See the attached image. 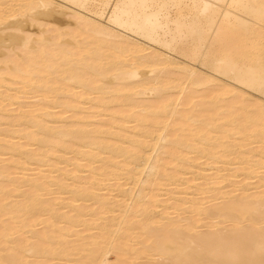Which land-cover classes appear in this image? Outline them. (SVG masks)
Masks as SVG:
<instances>
[{
	"label": "bare ground",
	"instance_id": "1",
	"mask_svg": "<svg viewBox=\"0 0 264 264\" xmlns=\"http://www.w3.org/2000/svg\"><path fill=\"white\" fill-rule=\"evenodd\" d=\"M13 2L16 3L12 7L14 12L10 13L15 16L11 14V19L20 16L31 23L42 21L56 27L65 19L61 21L54 12L72 10L73 15L79 16L74 20L77 30L69 29L80 33L69 37L74 41L73 44L69 40L73 44L69 49L63 46L69 42H62L67 34L63 40L58 36V42L55 37L50 44L43 42V46L51 45V51H43L40 44V48L33 46L38 52L33 50L22 64L9 59L15 64L11 66L12 73L8 77L0 74V264H48L56 253L70 258V252L78 249L66 239L74 235L89 240H83V247L88 249H80L89 253L86 258L87 254L82 255L83 260L80 258L82 264H108L106 257L111 251L119 256V264H136L143 257L144 264H264V211H261L264 207V107L260 103L254 104L255 107L242 103L245 113L236 116L233 111L241 94H235L230 88L237 84L264 96V0ZM55 6L62 9L55 10ZM49 7L55 8L52 14ZM59 12L56 14L60 17ZM4 16L7 14H0V26L10 21ZM96 19L106 20L109 27ZM19 23L12 22L5 31L15 30L20 34L24 30ZM48 31H52L51 26ZM81 34L86 36L84 40ZM30 37L20 42L27 49L19 51L23 55L33 45L29 44ZM8 41L14 45L19 43L18 39ZM245 41L251 45L246 46ZM154 47L161 51L154 53ZM196 64L211 74L198 77L190 66ZM217 76L231 84L212 85L211 79ZM196 78L204 79L195 81ZM122 80L125 83L119 84ZM170 82H192V86L205 83L212 86L213 101L234 92L236 102L213 117L204 116L200 120L195 117L196 122L186 113L190 97L185 101L179 99L180 102L164 98L163 90ZM174 88L192 96L186 87ZM209 89H206L208 93ZM146 94L156 96L158 105L134 101L135 97ZM25 100L33 104L22 105ZM13 106L18 108H13L16 114L10 110ZM86 106L88 112H85ZM178 107L182 111L177 112ZM116 108L121 113L112 112ZM109 110L112 114L105 116L110 119L96 124L94 120L104 118L102 113ZM124 110L128 114H123ZM222 120L227 122L216 127ZM236 130L238 133L234 136L239 137L232 140L231 132ZM256 142L260 145L250 148L245 156L232 153ZM149 151L160 155L151 162ZM227 156L237 160L232 166L235 168L228 167L232 170L229 175L224 174L225 170L208 173L202 168L203 161L199 163L205 157L208 165L220 166ZM166 159L170 162H163ZM98 163L99 168L95 166ZM83 173H86L84 177L79 178ZM143 174L153 178L140 179ZM187 175L190 177L184 178ZM239 175L244 179L237 183L238 187L227 190L230 186L225 184H231ZM254 175L261 178L253 181L256 191L248 193V184ZM163 181L175 191H167L169 197L160 200L156 192L166 187V183L161 184ZM139 184L152 190L139 203L131 205L126 196H132L135 187L140 189ZM185 190L194 191L189 192L190 199L183 198L184 192L180 191ZM176 191L179 197L173 198ZM219 200L221 204L214 203ZM90 201L94 203L92 211L85 207ZM158 207H162L159 219L151 217V210ZM186 212L190 216L181 218ZM172 214L177 217H171ZM90 220L106 222L96 230L97 237L90 234L91 237L83 238L75 229L74 234L68 228L72 231L70 234L66 227L57 228L59 225L54 224L80 223V228H86L92 226ZM228 223H231L228 229L222 227ZM36 227H42L41 231ZM17 229L31 234L33 243L25 241L27 236L22 240L25 235L18 238ZM52 233H60L57 234L60 237L54 235L59 239L60 248H52L55 246ZM13 237L16 240L8 249L3 243L12 241ZM83 251L78 252L84 254ZM26 254L39 262L25 261ZM75 255L74 252L72 257ZM66 261L74 263L73 258Z\"/></svg>",
	"mask_w": 264,
	"mask_h": 264
},
{
	"label": "rangeland",
	"instance_id": "2",
	"mask_svg": "<svg viewBox=\"0 0 264 264\" xmlns=\"http://www.w3.org/2000/svg\"><path fill=\"white\" fill-rule=\"evenodd\" d=\"M13 1H15V0H13ZM13 1H11V0H2V1H0V14H7V16H4L5 18H7L8 20H10V21H7V22H5L6 24H4V25H1L0 26V43H2V44H4V45H2L1 44V46H0V49L2 50H0V74L3 76V77H8V75H10V73H12V69L11 68H13V67H11L14 63H16V64H22L23 62H21V61H23L24 59H26L27 57H29L28 56V54H32V51L34 50V52L36 53V52H38V51H36L37 49V47H39L40 45V47H42L43 46V42H45V44L47 45V43L48 44H50L51 42H54V40L56 39V41L55 42H58L59 41V39H61V40H63V38H65V35H66V40L64 39L62 42H64V43H68L66 46L63 44V46L65 47V48H70L71 47V45H73L74 44V41L73 40H71L72 38H69V37H72V36H76L77 37V35L80 33L79 31H74V30H72V29H75V30H77L76 29V27H74V25L76 24V17H79V16H76L75 14L73 15V11L72 10H67V9H64V11L63 10H58V11H56V12H54L55 13V16L56 17H58L61 21L62 20H64L63 22H61V24H60V26L59 25H57L58 27H56L55 26V24L53 25V24H51V23H46V22H43L44 24H45V26H43L44 24L42 23V21H37V22H33V23H31V21H29L28 22V20L29 19H25V18H21L20 16L19 17H16V18H10L12 15L11 14H13V16H15V13H10V12H14V8H12L16 3L15 2H13ZM10 2V3H9ZM5 3V4H4ZM12 3H14V4H12ZM3 5V6H2ZM7 6V7H6ZM5 8V9H4ZM56 8V9H55ZM55 8H53V7H49V11L51 12V14H52V9H55V10H57V8H59V7H57V6H55ZM8 9H11V10H9V12L7 11ZM18 8H16L15 10H17ZM59 9H62V8H59ZM67 12H66V11ZM54 11V10H53ZM59 11H61V12H59ZM6 12V13H5ZM59 12V14H62V15H60V17H62V18H60L59 16H57V14L56 13H58ZM58 14V15H59ZM82 14H84V15H86L87 13H85V12H82ZM63 15H67V17L66 16H63ZM69 15L71 16L70 18H68L69 17ZM88 15V14H87ZM72 16H75L74 18L72 17ZM67 19H66V18ZM20 18V19H19ZM72 18V19H71ZM80 18H78L77 19V21L79 20ZM18 20V23L23 27V30L24 31H22V32H20V34H19V32H14L15 30H6L5 31V28L9 25H12V22L13 23H15L16 21ZM20 20V21H19ZM75 20V21H74ZM97 21H99V22H101V24H103L105 27H109L108 25L109 24H107V21L106 20H104V19H96ZM23 21V22H22ZM25 21V22H24ZM79 22V21H78ZM77 22V23H78ZM8 23V24H7ZM29 23V24H28ZM31 23V24H30ZM66 23V24H65ZM47 24H49L50 26H51V30L52 31H48V30H50V26H48ZM63 24H65L64 26H63ZM68 24V25H67ZM70 24H73V25H70ZM70 25V26H69ZM77 25V24H76ZM34 26H40L39 28L38 27H35V28H37L36 30H35V28H34ZM46 26H47V28H46ZM53 26H55V29H57V31H59L58 33H56L55 32V29H54V27ZM25 27V28H24ZM31 27V28H30ZM42 27V28H41ZM45 27V29H47L46 30V32H45V30L43 29ZM64 27H66V28H64ZM260 27V26H259ZM258 27V28H259ZM262 27V26H261ZM260 27V28H261ZM63 28V29H62ZM69 28H72V29H69ZM258 28H256V29H258ZM258 29V30H262V29ZM1 29H3V32H1L2 30ZM39 29V30H38ZM65 30V31H64ZM264 30V29H263ZM8 31H10L9 33H8ZM48 31V32H47ZM62 31V32H61ZM71 32L70 34L69 33H65V32ZM26 32V33H25ZM75 32V33H74ZM77 32H79V33H77ZM7 33V34H6ZM21 33H23V34H21ZM28 33H30V34H28ZM37 33H38V35H37ZM41 33H42V36H45V37H43L42 38V36H40L39 37V34L41 35ZM52 33V34H51ZM59 33H62V34H64V37L63 36H61L60 37V35L61 34H59ZM12 34V35H11ZM14 34V35H13ZM47 34V35H46ZM56 34H59V35H56ZM5 35V36H4ZM10 35V36H9ZM24 35V36H23ZM55 35V36H54ZM83 34H81V36H82ZM1 36H3V37H1ZM23 36V37H22ZM31 36V37H30ZM34 36V37H33ZM38 36V38H40V39H38V38H36ZM50 36V37H49ZM58 36H59V39H58ZM80 36V35H79ZM9 37V38H8ZM24 37H26V38H28V37H30L29 38V41H30V43L29 44H31L32 45V43H33V45L32 46H30L29 44V46H30V48L29 47H27L29 50H30V52L29 51H25V54L26 55H23V53L21 52H19L20 50L21 51H23L24 52V50H27V49H25V48H23V46H22V44L20 43L22 40H24ZM34 38V39H32V41L33 42H31V38ZM54 37H55V39H54ZM83 37V38H82ZM82 37H80V38H82L83 40H84V37L86 38V36H82ZM47 38H49V39H47ZM11 40V39H18V44L16 43V45H14V43L12 42V41H8V40ZM42 39V40H41ZM52 41H51V40ZM82 39H79V40H82ZM38 40V41H37ZM40 40H41V42L42 43H40ZM61 40H60V42L59 43H61ZM71 42H73V44H70V41ZM3 41H5V42H3ZM38 42L37 43V45H36V42ZM67 41V42H66ZM250 42V41H249ZM248 42V43H249ZM9 43H12V44H9ZM243 43V42H242ZM246 41H245V45L246 46H248V45H251V44H248ZM40 44V45H39ZM53 44V43H52ZM244 44V43H243ZM9 45V46H8ZM11 45V46H10ZM46 45H44L41 49L43 50H45V51H51L52 50V48H51V45L50 46H46ZM70 45V46H69ZM6 46V47H5ZM15 46H17V47H15ZM36 47V48H34V47ZM56 46V45H55ZM55 46H53L52 45V47L53 48H55ZM69 46V47H68ZM2 47V48H1ZM20 47V48H19ZM21 47L23 48V50L21 49ZM39 47V48H40ZM46 47V48H45ZM147 47V46H146ZM10 48H11V50L12 51H10ZM15 48H18V49H16V50H14ZM43 50V51H44ZM41 51V50H40ZM152 51H154V53H156V51H161L159 48H155L154 47V49H152ZM19 52V53H18ZM18 53V54H17ZM17 55H18V57H17ZM20 55H22V57L20 56ZM25 56V57H24ZM2 58H7V60L6 59H2ZM22 60H21V59ZM257 57H254V59H256ZM13 60V62H10V60ZM28 59V58H27ZM26 59V60H27ZM254 59H252L253 61H254ZM3 60H5V61H3ZM17 60L19 61L20 60V62H17ZM179 61H181V59H178ZM251 60V61H252ZM12 63V64H11ZM6 64V65H5ZM188 64V63H187ZM8 66V67H7ZM14 67H15V64L13 65ZM190 66H192L193 67V69H194V71L197 73V75H198V77L200 76L201 77V75L202 76H204V78L205 77H207L206 75L207 74H211V72L210 71H208V73L205 71V69L201 66V65H190ZM8 69H7V68ZM2 68V69H1ZM4 68V69H3ZM6 68V69H5ZM2 70H3V72H2ZM169 70H172V69H169ZM142 72L144 71V72H147V70H141ZM7 72H9V73H7ZM4 74V75H3ZM170 76H177V75H170ZM204 78H196L195 79V81L196 80H199V79H204ZM217 79H211V81H212V85H214V83H217L218 85H221V86H228V85H230L231 84V81H229V80H227L226 78H224V77H216ZM215 81H217V82H215ZM194 82V81H193ZM228 82H230L229 84H228ZM122 83H125L123 80H122V82L120 81L119 82V84H122ZM172 83V84H171ZM192 84V82H183V83H180V82H170L169 83V85L163 90V93L162 94H164L163 96H164V98L165 99H167V101L168 100H174V99H177L179 102H180V100L181 101H185L186 99L188 100L189 99V97H190V99L188 100V105H187V107H186V109L188 110V111H186V113L188 112V114H189V116H190V118H192L193 120H195L196 122H198L197 120H200L201 118H203L204 116L207 118V117H209V116H214V114H219L220 113V110L221 111H224V107L225 108H229L230 107V105L231 104H233V103H235L236 101L234 100V95L237 93V94H241L240 96H241V100L239 101V102H236V103H238V104H236V108L234 109V111L233 110H231V112L233 111V112H235L237 115L236 116H238V117H240L241 115H243L245 112L242 110V107H244L246 104L247 105H251V106H254L255 107V105H259V103H260V105L262 106V107H264V96L261 94V93H258V92H255V91H253V90H249V89H247V90H245L243 87H240V86H238L237 84H235L234 86L233 85H230V88L232 89V91H234L235 92V94H234V92H232V93H230V94H228V95H226V96H224L225 98H221L222 100H217V101H213L212 100V93H210V92H212L211 91V87L212 86H210V85H208V84H205V83H203L202 85H198V86H192L191 85ZM205 84V85H204ZM228 84V85H227ZM233 84V83H232ZM175 85V86H174ZM176 86H178V88L179 87H186V89H187V92L189 91V92H192V93H190L192 96H190L189 95V93H181V90H179V89H175L174 87H176ZM232 86V87H231ZM191 88V89H190ZM210 88V89H209ZM183 89V88H182ZM189 89V90H188ZM202 89V90H201ZM206 89L208 90L209 89V93H208V91H206ZM174 90V91H173ZM170 91V92H169ZM249 91V92H248ZM179 93H181L180 95H179ZM193 93H194V96H193ZM182 94H184V95H182ZM195 94H197V95H195ZM204 95H206V96H204ZM129 96H131V95H129ZM133 96V95H132ZM131 96V97H132ZM148 96V97H147ZM171 96V97H170ZM182 96V97H181ZM202 96V97H201ZM229 96V97H228ZM135 97V96H134ZM141 97H143V98H141ZM173 97V98H172ZM187 97V98H186ZM140 98V99H139ZM180 99V100H179ZM138 101V102H144V104L145 103H148V104H146L147 106L148 105H154V106H156V105H158V102H159V100L156 98V96H151V94H146L145 96L144 95H142V96H138V97H135V99H134V101ZM176 100V101H177ZM29 102H31V100H28ZM37 100H35L34 101V103H37L36 102ZM147 101V102H146ZM166 101V100H165ZM177 101V102H178ZM228 101H229V103H228ZM231 101V102H230ZM235 101V102H234ZM255 101V102H254ZM23 102H27L26 100L25 101H22L21 103H22V105H24V104H27V105H24V106H30L31 104H33V103H29V102H27V103H23ZM189 102H190V105H189ZM218 102V103H217ZM222 102V103H221ZM225 102H227V104L225 103ZM29 103V104H28ZM242 103H244V104H242ZM223 104V105H222ZM225 104V105H224ZM241 104V105H240ZM255 104V105H254ZM192 105V106H191ZM194 105H196V106H194ZM199 105V106H198ZM221 105V106H220ZM240 105V106H239ZM244 105V106H243ZM174 106H176V105H174ZM202 106V107H201ZM207 106H209V107H207ZM15 106H13L12 107V109L14 108ZM19 107V106H18ZM110 107L111 108H113V105H110ZM188 107H190V109H188ZM220 107V108H219ZM241 107V108H240ZM16 108L17 107H15V110H16ZM87 106H86V108L84 107V109H85V112H88L87 111ZM180 107H178V109H177V112H179L180 110L182 111V108H180ZM207 108V109H206ZM9 109V108H8ZM10 109L11 111H13V112H15V110L13 109ZM18 109V108H17ZM208 109H211V110H208ZM191 110V112H189ZM206 110V111H205ZM117 111H119V113H121V109H112V112H117ZM17 112V111H16ZM16 112H15V114H16ZM112 112H111V110H109V112L107 111V112H105V113H102L103 114V116H104V118L103 117H101V118H97L96 120H94L95 122H96V124L97 123H99V121H108L107 119H110L109 118V116H105V115H110V114H112ZM122 112H124L123 114H128L127 112H125V110L124 111H122ZM230 112V111H229ZM230 112V113H231ZM108 113V114H107ZM110 113V114H109ZM203 113V114H202ZM13 114V113H12ZM196 114V115H195ZM122 115V114H121ZM198 115V116H197ZM68 117H70L71 116V114H68L67 115ZM106 117V118H105ZM195 117H198L197 118V120L195 119ZM105 119V120H104ZM241 119V118H240ZM93 120V119H92ZM93 122V121H92ZM95 122H93L94 124H95ZM111 121H109L108 123L109 124H112V122L110 123ZM200 122V121H199ZM225 122H227V120H222V121H220V122H218L217 123V125H216V127H219V126H222L223 124H225ZM109 126V125H108ZM111 126V125H110ZM109 126V127H110ZM131 126V125H130ZM127 127H129V126H127ZM231 127V126H230ZM107 128V126H105V129ZM103 130H105L104 128H102ZM108 129H110V128H108ZM107 129V130H108ZM127 130V129H126ZM129 131H131V130H129ZM232 133V137L230 136V138H232V140H236L239 136L237 135L236 137L234 136L235 134H237L238 133V131L236 130V132L235 131H232L231 132ZM214 136H215V134H214ZM234 136V137H233ZM263 143H264V140H263ZM260 145L259 143H255L254 145H248V146H246V147H244L243 149H241V150H239L240 151V153H239V151L238 150H236V152H232V153H238V154H236V156L237 155H243V156H245V152H247L250 148H256V147H258V146ZM163 145H161L160 146V148L162 147ZM158 150H160V152H161V149H157V151ZM184 151V150H183ZM234 151V150H233ZM254 152H256L257 153V151H254ZM149 154H150V160H151V162L153 161V160H155L160 154L159 153H152V151H149ZM155 157H154V156ZM193 155V157H195V155H197V154H192ZM228 155H229V153H228ZM190 157H192V156H190ZM229 159H228V158ZM226 158L227 159H224V161H226V163L224 162V161H222V162H220L219 164H220V166L219 165H215V166H211V165H208L207 163H209V161H208V159L206 158L205 159V157L199 162L200 164H202V168L203 169H206V170H208V173H214V172H217V171H219V170H225L224 171V174H232V170L230 171L229 169H228V167L229 168H231V169H233V168H235V166L232 168V166L234 165V163L236 164V162H237V160H236V162H235V160H234V157L232 156H227ZM7 158V157H6ZM67 159L68 158H70V157H66ZM65 158V159H66ZM152 158H154V159H152ZM230 158L232 159V161H229L230 160ZM4 159V158H3ZM203 161V162H202ZM119 162H121V161H119ZM163 162H170V160H168V159H166V160H164ZM202 162V163H201ZM229 162H231V165H227V164H229ZM163 164V163H162ZM206 164V165H205ZM221 164H226L225 166L224 165H221ZM173 165H174V163H173ZM95 166H97L98 168L99 167H101V165L98 163V164H96ZM63 167H65L64 165H63ZM62 166H61V168H63ZM85 170H89V169H87V168H85ZM217 170V171H216ZM210 171V172H209ZM86 173H83L79 178H83L84 177V175H85ZM148 174H143L142 175V177H144V178H140V179H152L151 177H148L147 176ZM260 175V174H259ZM259 175H254V176H252V178L254 179L255 178V180H251V181H249L250 182V184H248V193H252V192H254V191H256L255 190V186H256V184H253V181H258L261 177L260 176H262V174L259 176ZM256 176V177H255ZM259 178H258V177ZM187 177H190L189 175H187L186 177H184V178H187ZM240 177V178H239ZM239 177H236V179H234L233 181L234 182H232L231 184L230 183H226L225 184V186H227L228 187V185L230 186L229 187V189L227 188V190H230V188H232V187H238V185H237V183L238 182H240V181H242V179H244L243 178V176L242 175H239ZM258 179V180H257ZM235 180H237V181H235ZM164 183V184H163ZM165 183H166V187H168V188H166V187H164V186H162L161 188H160V190L158 191V192H156L157 194H159L160 195V200H163V199H167L168 197H169V194H170V192L171 191H175L174 189V187L173 186H170L169 187V184L166 182V181H163L161 184H163V185H165ZM236 184V185H232V184ZM141 186H143L142 188L144 189L143 190V192H142V189H141ZM232 186V187H231ZM146 187L147 186H145V185H140L139 184V188L140 189H138V186L137 187H135L134 188V190H133V194H134V196H133V194H131L132 196H129V195H127L126 196V200H128V202H129V204H136V203H139L141 200H142V197H144L147 193H150V191L152 190H146ZM174 188V189H173ZM150 189V188H149ZM154 189V188H153ZM173 189V190H172ZM141 190V192H139ZM136 191V192H135ZM167 191H170V192H167ZM187 191V192H186ZM181 193L182 192H184V193H182V196H183V198H185L186 196V199H190L191 198V193H193L194 191L193 190H191V191H188V190H185V191H180ZM189 192H191V193H189ZM163 195H162V194ZM176 194H177V191H176V193L174 194V195H172V197L174 198V197H179V195L177 194V196H176ZM184 194H186L185 196H184ZM166 195V196H165ZM181 196V197H182ZM65 198H66V196H64ZM63 197V198H64ZM69 197V196H68ZM130 197H134L132 200H131V198ZM132 202V203H131ZM134 202V203H133ZM219 202H220V204H221V201L219 200V201H217V202H214V203H218V205H219ZM90 203V204H89ZM86 202V204H85V207H89V211L91 210H94V203L93 202ZM216 204H214V206L216 205ZM84 205V204H83ZM88 209V208H87ZM162 209V207L160 208V207H158L157 209H154V210H151V212H150V214L149 215H151V217H153V218H155L156 217V219L158 218L159 219V210H161ZM261 210V209H260ZM120 211V210H119ZM119 211H116L117 212V214H119ZM261 211H264V207L262 208V210ZM59 213V212H58ZM176 215V214H175ZM174 215L172 214L171 215V217H173ZM185 216V217H184ZM190 216V214H189V212H186L185 214H183L182 216H181V218H188V217ZM177 216H174V218H176ZM175 220V219H174ZM177 220V219H176ZM90 221H92V220H90ZM5 222H9L8 220H5ZM93 222V221H92ZM92 222H90V223H92ZM99 222H101V223H99ZM98 223L97 222H93L91 225L92 226H87L86 228H83L84 226H82L81 228H80V226L79 225H82V224H75V223H73L72 225H66L65 224V222L64 223H54L55 225L56 224H58L59 226H56L57 228H62V227H60L61 225L63 226V227H66L67 228V230L66 231H68L69 229L68 228H71L70 230H73V232H74V234L78 231V232H81V235L80 236H83V238L85 237V238H87L86 236H89V237H91V235L92 236H94V237H97V236H99V234L98 233H96V232H99V231H96V230H99V228H102V226H104L105 225V223L106 222H104V223H102V221H99ZM94 223H96V224H94ZM117 223V222H116ZM116 223H114L113 224V226L116 224ZM52 225V226H55V225ZM94 224V225H93ZM103 224V225H102ZM203 224V223H202ZM13 225V224H12ZM65 225V226H64ZM204 225V224H203ZM15 227H17L16 225H14ZM72 226V227H71ZM78 226V227H77ZM99 226V227H98ZM199 226H202L201 224H199ZM231 226V223H228V224H225V225H223L222 227H226L227 229L229 228ZM94 227V228H93ZM263 227H264V225H263ZM40 228V229H39ZM41 228L42 227H36L35 229L36 230H40L41 231ZM52 228H55V227H52ZM78 228V229H77ZM92 228V229H91ZM74 229L76 230V232L74 231ZM81 229V230H80ZM115 229V227H112L111 228V230H114ZM201 229H203L204 230V228L202 227ZM53 230H56V232H60L61 231V229L58 231L57 229H53ZM95 230V231H94ZM23 231V230H22ZM20 229H17L16 230V232L17 233H19L18 235H17V237L18 238H20L19 236L21 235H25V236H23L21 239L23 240V238L25 237L26 238V236H27V239H25V241H28V243H30V244H32L33 243V241H34V239H32V237L28 234V233H24V231L22 232ZM115 231V230H114ZM53 232V231H52ZM55 232V231H54ZM70 234L72 233V231L70 232V231H68ZM88 234H87V233ZM21 233V234H20ZM94 235H93V234ZM96 233V234H95ZM28 234V235H27ZM57 234H60V233H52V238H53V242L55 243V246H53L52 248H54V247H56V249L57 248H60V246H58L57 245V243H58V240L59 239H57L58 237H60V235L58 236ZM70 234H69V236H70ZM79 234V233H78ZM91 234V235H90ZM54 235H57V236H54ZM71 236H73V234L71 235ZM76 236H78L79 237V235H74L73 237L74 238H70V239H66V240H68L67 241V243H69V241H70V246H76V250L78 249V251H83V250H80V249H82V247H83V245H84V243H85V241L87 242V241H89V240H86V239H83V240H85V241H83L80 237V240L81 241H79L78 239V237H76ZM54 238H56V240L54 239ZM76 238H78V239H76ZM12 239V241L10 240V242H8L9 241V239L6 241V242H8V243H6V242H4L3 244H5V245H12L13 246V242L16 240V237H15V239H14V237L13 238H11ZM109 239H111L112 240V237H110ZM33 240V241H32ZM71 240L73 241L74 240V242H71ZM25 241H23L24 242V244H25ZM78 241V243L79 242H82V243H80V244H78V243H75V242H77ZM32 242V243H31ZM12 243V244H11ZM3 244H1V246L3 247V248H5V247H7V246H4ZM82 244V245H81ZM79 245H81V247L79 248V247H77V246H79ZM12 246H8L7 248L9 249H11V247ZM1 247V248H2ZM86 248L88 249V247H83V249L84 250H86ZM8 249H6L7 250V253H9V250ZM90 249V248H89ZM4 250V249H3ZM78 251H71L70 252V258L68 257V255H66L65 256V254L64 255H60L59 253L57 254H55V255H52L54 258L52 259V261L50 260V264H70L69 262H71L72 264H78L77 263V261L79 260V264H82V262H80V260L82 259V255H86L84 258H86V257H88L89 256V253L88 252H84V254L82 253V252H78ZM73 252V253H72ZM74 252H75V257H72V254H74ZM81 254V255H80ZM117 254V253H116ZM115 254V252L114 251H111V252H109V254H107V257H106V260L108 261V264H119V259H118V257L119 256H117ZM56 255L60 258V261H58V259H56L55 257H56ZM24 257H25V261L27 260H29L30 262L31 261H37V262H39L37 259L35 260V258H30L29 257V255H24ZM63 257V258H62ZM64 257H66V258H64ZM29 258V259H28ZM72 258L74 259V263H73V261H69V262H65V260H72ZM81 258V259H80ZM62 259H64V260H62ZM77 260V261H76ZM83 260V259H82ZM81 260V261H82ZM146 258H141V259H138V260H136V264H144V263H146ZM57 261V262H56ZM63 261V262H62ZM37 262H35V263H37ZM60 262V263H59ZM138 262V263H137ZM41 263H42V261H41ZM48 263V264H49ZM85 263H86V261H85Z\"/></svg>",
	"mask_w": 264,
	"mask_h": 264
}]
</instances>
